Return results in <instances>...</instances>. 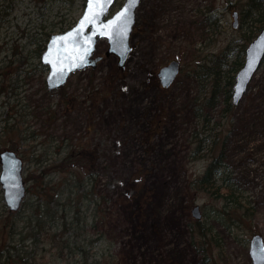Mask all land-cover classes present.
<instances>
[{
  "label": "rangeland",
  "instance_id": "obj_1",
  "mask_svg": "<svg viewBox=\"0 0 264 264\" xmlns=\"http://www.w3.org/2000/svg\"><path fill=\"white\" fill-rule=\"evenodd\" d=\"M249 1L143 0L123 70L116 56H105L108 44L101 40L96 67L49 91L39 49L77 22L86 0H0V151L16 148L21 137L37 139L16 151L26 177L80 147L91 169L53 168L26 188L39 183L54 194L63 191L62 179H81L85 189L91 181L98 216L86 226L79 222L80 232L99 240L88 264L99 256L104 264H252L250 239L264 238V63L241 103L225 108L234 62L257 36L247 40L256 31V21L245 16ZM171 60L180 62L181 73L163 88L157 74ZM9 115L24 134L2 130ZM218 155L222 174L205 191L196 181ZM76 199L89 215L87 192L80 189ZM41 202L37 193L11 215L17 232L26 233L28 208ZM196 205L200 220L191 213ZM3 207L9 211L0 183ZM61 229L60 222L45 225L38 264H84L76 247L52 240L65 239ZM85 235L78 238L84 245Z\"/></svg>",
  "mask_w": 264,
  "mask_h": 264
},
{
  "label": "water",
  "instance_id": "obj_2",
  "mask_svg": "<svg viewBox=\"0 0 264 264\" xmlns=\"http://www.w3.org/2000/svg\"><path fill=\"white\" fill-rule=\"evenodd\" d=\"M117 0H86L81 17L70 29L52 34L41 55V63L48 67L46 85L49 91L62 88L76 71L94 68L102 56L94 57L97 43L107 40L105 56L118 58V67L123 70L131 52V34L136 22V11L142 0H124L123 5L111 16V9ZM233 27L238 23V13L234 12ZM264 61V27L245 50V61L236 73L232 100L238 105L248 90L255 74ZM181 65L173 60L160 68L158 77L161 86L170 87L180 74ZM23 161L13 151L0 152V183L4 201L12 212L21 208L26 196L23 180ZM194 218H202L200 207L191 211ZM252 264H264V239L256 234L250 240Z\"/></svg>",
  "mask_w": 264,
  "mask_h": 264
},
{
  "label": "trees",
  "instance_id": "obj_3",
  "mask_svg": "<svg viewBox=\"0 0 264 264\" xmlns=\"http://www.w3.org/2000/svg\"><path fill=\"white\" fill-rule=\"evenodd\" d=\"M245 16L246 19L252 17L256 21L255 24L256 31L254 32L253 35L252 33H248L247 40L250 41L264 27V0H250L245 10ZM48 39H45L42 48L39 49V54H42V52L44 51ZM245 48L246 46H244L241 49V54L238 60L234 62L236 66L235 72H237L243 65ZM221 56H223L222 63H225L226 54L223 53ZM210 68L211 67H208V69ZM212 74H215L217 76L215 79V83L217 85L216 90H218V82H219L218 78L220 74L217 71ZM234 80H235V75H232L230 80L228 79L227 81L228 83L226 85L225 108L227 111H231L234 108V105L231 101L232 92H233L232 87ZM15 112L18 111L16 110ZM11 120H13L14 122H12ZM3 122L4 125L2 130L5 133L15 134V132L17 131L20 135L24 134V132L17 125L18 121L15 120L13 115H9V118L5 119ZM35 140L37 139H26V137L25 138L21 137L20 139H17V142H14V143H18L16 145V148L13 147L15 146L14 144L10 149L14 151H20L22 153L23 150L20 148L23 147L28 149V147H30L28 146L29 142H34ZM31 148H32V156H33L36 153L37 149H35V147H31ZM79 148H80L79 146L75 145L70 151H68V153L66 154L65 157H63L60 163L52 165L50 169L46 167L43 170L39 171V173H37L38 169L34 173H29L25 177V182L28 183L31 180H33L35 184L38 181H41L42 179L44 180V178H46L45 173L49 172L53 168L58 171H61V169H69L73 167H79V169L82 170H84V168L91 169L92 165L87 164V161L89 159L85 160V157L83 156V153L81 149L79 150ZM221 158H222L221 155L220 156L218 155L217 157L214 156L208 170H206L205 174L196 181L197 185L203 188L205 191H209L211 189L210 188L211 183L214 182V179L217 177V175L222 174ZM91 162L94 163L92 160ZM80 180L81 179L72 180L70 178L62 179L60 181V184L58 185H60V187L62 186L63 191L58 192V187H57V191H54V194L51 193L52 191H46L45 189H42L39 183L37 184V188L35 187V185L33 187L34 189L27 188V195L29 196L27 199L25 198L22 204L23 207L26 206L27 201L30 199V197L33 195L37 196V193L41 197L42 202L36 206L28 208L29 215L26 216L28 222H26L27 231L25 234H23L24 233L23 231L17 232L16 230L17 227L15 224L16 222L14 219L13 220L11 219V215L18 214L20 210L17 212H10V211L7 212L5 207H3V209L0 211V264H38L41 238H42V233L44 232L45 225L49 223L51 226L52 224H55V222H60V226L62 227L61 231L62 232L68 231V234L64 236L65 239L63 238L62 239L63 241H60V239H52V240L58 243L64 242L63 246L68 247L71 250L76 247L75 250L80 252L81 255L84 256L83 263L88 264L89 253L90 251L94 250L99 240L98 238H91L93 237V235L89 236L88 234L89 231L85 230V228H84L85 232L84 231L80 232L79 222L80 220H83L84 225L86 226V223L88 221L87 218H96L98 216V204L94 201L96 199H94V195L92 194L93 184L91 183V181L88 183V189H85L86 186L84 185V183H81ZM80 189H82V195H86L87 192V200L89 201V206L85 205V207L87 209L92 208L91 213L89 215L83 216V212H81L80 209L76 207V202H77L76 195ZM50 193H51V198H49ZM232 194L234 195L233 190L230 192V197L232 196ZM71 212L73 219L69 220V215ZM80 216H82V219H80ZM9 219H10V224L7 223ZM68 220L70 222L66 223ZM67 225L69 226L65 228V226ZM84 233L87 234L85 235L86 236L85 241L86 242L88 241L86 245L83 244V241H78L79 236ZM16 235H19L17 236V239L14 238ZM61 235L64 234L61 233ZM28 240H30L31 242L26 245V242ZM59 249L60 251L62 250L61 247H59ZM102 256L105 255L102 253ZM95 264H104L101 260V256H99V259H95Z\"/></svg>",
  "mask_w": 264,
  "mask_h": 264
},
{
  "label": "flooded vegetation",
  "instance_id": "obj_4",
  "mask_svg": "<svg viewBox=\"0 0 264 264\" xmlns=\"http://www.w3.org/2000/svg\"><path fill=\"white\" fill-rule=\"evenodd\" d=\"M141 3H142V2H141ZM140 5H141V4H140ZM255 235H256V234H255ZM253 236H254V235H253ZM253 236H252V237H253ZM252 237H251V238H252ZM250 240H251V239H250ZM249 247H250V242H249Z\"/></svg>",
  "mask_w": 264,
  "mask_h": 264
},
{
  "label": "bare ground",
  "instance_id": "obj_5",
  "mask_svg": "<svg viewBox=\"0 0 264 264\" xmlns=\"http://www.w3.org/2000/svg\"><path fill=\"white\" fill-rule=\"evenodd\" d=\"M142 1H143V0H142ZM142 1H141V2H142ZM141 2H140V4H141ZM139 6H140V5H139Z\"/></svg>",
  "mask_w": 264,
  "mask_h": 264
}]
</instances>
